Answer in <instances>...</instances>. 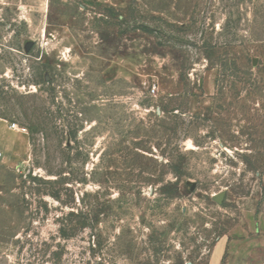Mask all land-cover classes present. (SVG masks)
Here are the masks:
<instances>
[{
	"label": "rangeland",
	"instance_id": "374dc122",
	"mask_svg": "<svg viewBox=\"0 0 264 264\" xmlns=\"http://www.w3.org/2000/svg\"><path fill=\"white\" fill-rule=\"evenodd\" d=\"M0 150V264L264 242V0H0Z\"/></svg>",
	"mask_w": 264,
	"mask_h": 264
},
{
	"label": "crops",
	"instance_id": "0c3cea01",
	"mask_svg": "<svg viewBox=\"0 0 264 264\" xmlns=\"http://www.w3.org/2000/svg\"><path fill=\"white\" fill-rule=\"evenodd\" d=\"M254 229H233L213 245L208 264H264V242Z\"/></svg>",
	"mask_w": 264,
	"mask_h": 264
},
{
	"label": "built area",
	"instance_id": "2783aa9c",
	"mask_svg": "<svg viewBox=\"0 0 264 264\" xmlns=\"http://www.w3.org/2000/svg\"><path fill=\"white\" fill-rule=\"evenodd\" d=\"M13 127H15V124H13ZM2 159H3V153H2V151L0 150V165H1Z\"/></svg>",
	"mask_w": 264,
	"mask_h": 264
}]
</instances>
